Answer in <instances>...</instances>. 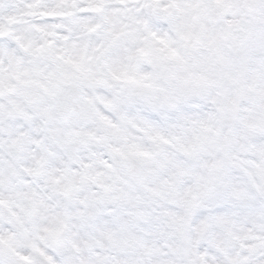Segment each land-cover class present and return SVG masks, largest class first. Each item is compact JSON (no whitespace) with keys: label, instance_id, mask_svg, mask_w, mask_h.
<instances>
[{"label":"clouds","instance_id":"9594fccd","mask_svg":"<svg viewBox=\"0 0 264 264\" xmlns=\"http://www.w3.org/2000/svg\"><path fill=\"white\" fill-rule=\"evenodd\" d=\"M0 264H264V0H0Z\"/></svg>","mask_w":264,"mask_h":264}]
</instances>
